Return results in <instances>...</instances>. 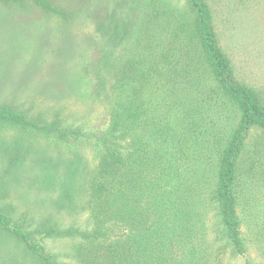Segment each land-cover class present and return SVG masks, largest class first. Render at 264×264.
<instances>
[{
    "label": "rangeland",
    "instance_id": "1",
    "mask_svg": "<svg viewBox=\"0 0 264 264\" xmlns=\"http://www.w3.org/2000/svg\"><path fill=\"white\" fill-rule=\"evenodd\" d=\"M259 1L264 4V0ZM65 2L73 9L70 19L43 11L35 0H22L15 4L12 0H0V107L29 113V117H40L45 123L60 112L57 131L43 132L0 122V217L8 228L5 230L0 223V264H80L74 259L73 246L78 241L74 233L77 228L87 229L92 223L94 199L91 195L97 188L95 185L92 187V177L95 166L100 162L98 152L104 153L99 151L102 144L98 141L110 132L113 122V113L106 112L101 103L109 104H106L108 110L111 108L123 113L121 126L127 115L136 111L134 108L139 110L133 118L136 122L146 124L148 120H155L158 124L162 121L157 135L152 129L137 132L146 143L144 150L159 158L170 156L167 150L172 145L178 146L175 154L183 151L191 155L200 142L197 131L204 104L193 99L192 88L189 94L186 90L178 97L179 104L192 106L194 110L193 117L186 122L184 135L181 128L171 130L165 125L169 122L168 118L160 117V121L158 117L157 112L170 113L173 100H176L172 90L164 93L168 89L162 86L163 82L157 89L165 95L163 103L167 100L170 103L168 109H159L155 105L158 99L140 108L142 100L139 96L132 98L134 91L129 88L123 92L116 89L115 94L119 97L112 96L109 91L107 101L103 95L106 92L93 97L89 87V83L94 81L93 76H96L92 69L98 64L99 57L100 62H105L101 52L109 54L106 48L95 43V38L102 34L97 29L99 24L94 21L99 9L103 8L108 12V20L102 30L108 39L117 40L113 37H120L121 47L138 38L140 29L146 25L154 27L156 19L161 16L167 34L175 37L176 48L187 53L177 68L186 74L195 67L198 71L194 72L199 73V65L195 61L198 58L193 37L194 17L189 12L188 2ZM214 3H218V29L224 43L234 50L238 48V52L245 48L240 51L241 57L256 41L262 46L264 17L259 10L260 3H255V0H214ZM86 19L90 21L86 22ZM87 38L91 40L87 42ZM117 59L112 58V62L118 64ZM177 75L175 73L170 77L174 79ZM194 84L201 85L198 91L207 104L214 101L213 91L205 79H198ZM226 120L223 128L227 126L226 130L231 131L238 116L229 107ZM162 144L165 145V152H152L159 150ZM123 146V152H127L128 144ZM246 149L247 157L243 165L241 162L239 165L242 177L238 212L254 236L258 231L264 234L263 129L254 128L249 132ZM129 152H132L131 146ZM147 165L150 166L149 163ZM195 165L203 167L202 159ZM202 172V169H197V174Z\"/></svg>",
    "mask_w": 264,
    "mask_h": 264
},
{
    "label": "trees",
    "instance_id": "2",
    "mask_svg": "<svg viewBox=\"0 0 264 264\" xmlns=\"http://www.w3.org/2000/svg\"><path fill=\"white\" fill-rule=\"evenodd\" d=\"M21 1L12 0V3ZM65 1L35 0V3L43 11L70 19L73 9ZM186 1L194 17L193 37L198 58L195 61L199 73L194 72L198 71L195 67L191 73L179 71L177 66L187 53L176 48L175 37L167 34L161 16L154 27L146 25L140 29L138 38L122 47L120 37L108 39L102 30L108 20L105 8L101 6L103 9H99L94 21L102 35L91 43L106 48L109 54L101 52L105 62H100L99 57L92 69L96 76L89 83L90 95L101 96L106 92L103 95L109 101L107 93L113 96L116 89L123 92L129 88L134 91L132 98L139 96L142 100L140 108L158 99L155 105L168 109L171 105L168 100L163 103L164 93L172 90L176 95L172 111L157 112L158 117L168 118L165 125L171 130L181 128L184 135L186 122L193 117L194 110L192 106L179 104L180 93L188 90L189 94L192 88L193 99L204 104V109L200 112L197 131L200 142L195 153L175 154L178 146L172 145L167 150L171 155L159 158L144 150L146 143L137 132L152 129L157 135L156 131L162 127L161 118L158 124L155 120L146 124L136 122L133 118L139 110L134 108L136 111L127 115L121 126L123 113L108 110L107 103H101L106 112L113 113V122L110 119V132L98 141L102 144L99 151L104 153L98 152L100 162L92 177V187H97L91 195L92 223L87 229L77 228L74 233L78 239L73 246L74 259L80 264H264V234L258 231L253 236L238 212L242 177L239 165L247 157V138L254 128L264 130V43L259 46L255 40L253 47H248L246 55L241 57L240 51L245 48L238 52V48L234 50L221 39L218 3ZM259 10L264 17V4L260 3ZM90 40L87 38V42ZM112 58H118V64ZM175 73L177 78L171 79ZM198 79L210 84L214 101L209 104L198 91L201 85L194 84ZM161 83L168 91L158 90ZM228 107L238 116L231 131L226 130L227 126L223 128ZM59 114L45 123L40 117L32 118L29 113L2 106L0 122L43 132L57 131ZM126 144L127 152H123ZM162 145L152 152H165ZM201 159L203 167L196 166ZM197 169L203 172L197 174ZM0 223L8 229L1 217Z\"/></svg>",
    "mask_w": 264,
    "mask_h": 264
}]
</instances>
